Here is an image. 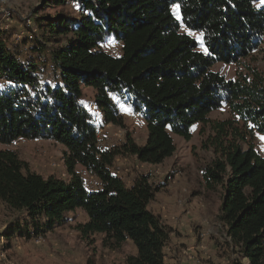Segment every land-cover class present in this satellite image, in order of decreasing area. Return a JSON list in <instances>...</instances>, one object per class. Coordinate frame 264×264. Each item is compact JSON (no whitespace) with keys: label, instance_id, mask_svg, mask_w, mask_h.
I'll list each match as a JSON object with an SVG mask.
<instances>
[{"label":"trees","instance_id":"obj_1","mask_svg":"<svg viewBox=\"0 0 264 264\" xmlns=\"http://www.w3.org/2000/svg\"><path fill=\"white\" fill-rule=\"evenodd\" d=\"M45 8L55 12L40 15ZM33 19L40 32L31 50L50 52L59 80L44 81L42 61L21 59L0 33V142L62 144L69 177L44 176L15 150H0V201L20 213L4 234L6 247L14 237L35 241L81 209L87 219L76 230L83 239L101 236L110 250L134 245L118 264H181L167 260L173 229L150 208L158 191L150 175L128 184L113 165L121 155L161 164L176 150L174 135L189 140L200 123L209 131L203 146L214 153L205 183L224 190L218 217L235 255L229 264H264V157L253 143L255 133L264 134V73L247 65L227 78L213 69L256 52L264 61V3L42 0ZM111 40L121 43L120 55L104 48ZM121 101L145 120L147 140L139 145L127 135L123 144L103 147L99 130L124 124ZM225 106L228 118L209 117ZM78 167L99 186L90 189Z\"/></svg>","mask_w":264,"mask_h":264},{"label":"rangeland","instance_id":"obj_2","mask_svg":"<svg viewBox=\"0 0 264 264\" xmlns=\"http://www.w3.org/2000/svg\"><path fill=\"white\" fill-rule=\"evenodd\" d=\"M42 0H0V33L5 38L7 46L18 53L21 59L41 60L43 63V80L56 84L59 80L58 70L53 65L50 52L41 55L34 53L32 37L39 34V29L33 19L36 9L41 8ZM10 10L11 15L5 11ZM52 8H45L40 15L54 13ZM24 32L25 41L18 40L17 36ZM198 36V35H196ZM104 48L114 55L121 54L120 42L111 40ZM252 65L264 73V61L258 52L252 54L239 64L217 63L213 69L223 73L227 78H235L238 73H245L246 66ZM121 113L124 117L123 126L106 124L99 130L100 144L103 147H115L123 144L127 135L142 145L146 142L148 129L145 120L137 114L128 104L120 102ZM130 110V111H129ZM230 116L225 106L210 113L212 120L226 119ZM203 130L206 132L204 133ZM192 137L187 140L174 135L176 150L172 156L166 158L161 164L152 165L139 161L135 156H118L113 165L114 173L122 176L131 184L138 175H150V181L158 188L150 205L160 209L165 206L167 214L178 219V215L185 219L191 233L178 230L176 224L166 223L173 229L171 239L165 248L167 260L179 263L193 261L195 264H229L235 255L226 242V228L219 219L224 190L221 185L209 188L203 177L204 168L212 161L214 153L205 148L203 142L209 131L198 123L192 128ZM264 134L255 133L253 143L264 157ZM1 149H13L28 162L31 169L44 176L49 173H65L69 177L62 162L65 147L55 141L46 139H17L11 144L0 142ZM53 161L60 163L53 166ZM77 170L84 177L87 186L97 188L99 180L96 176L87 173L82 167ZM170 209V210H169ZM19 212L8 209L0 201V264H118L123 263L127 255L135 253V247L127 242L121 249L110 250L102 246L101 236L93 240L83 239L76 230V225L86 221L87 216L81 209L68 213L69 222L57 227L45 235L37 237L35 241L25 237H14L10 246L4 236L9 224L16 221ZM187 218V219H186ZM175 221V220H174ZM189 235V236H187ZM193 237V238H192ZM192 238V242L184 241ZM188 242V243H186ZM188 244H194L189 247ZM199 248V249H198ZM194 251V252H193Z\"/></svg>","mask_w":264,"mask_h":264},{"label":"crops","instance_id":"obj_3","mask_svg":"<svg viewBox=\"0 0 264 264\" xmlns=\"http://www.w3.org/2000/svg\"><path fill=\"white\" fill-rule=\"evenodd\" d=\"M38 172V171H37ZM38 173H40V172H38ZM42 174V173H41ZM49 174H51V173H49ZM44 175V174H43ZM46 176V175H45ZM152 206H154V205H150V208L151 209H153L155 212H157V213H159L163 218H164V220H166V218H167V222L168 223H173L174 222V224H176V221H178V226H176V228L178 229V230H180V231H184V230H186L187 232H188V234L189 233H191V230H188V226L187 225H184L183 223H184V221H183V219H185V217H184V215H182V217H180L179 215H178V219H175V218H173V216H172V213L169 215V214H167V211H166V209H165V206L164 205H161L160 206V209L158 208V206L157 207H153L152 208ZM170 210V209H169ZM187 219V218H186ZM175 220V221H174ZM187 236H189V235H187ZM193 238V237H192ZM192 238H190V239H185L184 238V241H191L192 242ZM190 242V243H191ZM186 243H188V242H186ZM188 246L191 248V247H194V244H188ZM199 249V248H198ZM194 252V251H193ZM169 262H176V261H174L173 259L172 260H170ZM181 264H195V262H193V261H185V262H183V263H181Z\"/></svg>","mask_w":264,"mask_h":264},{"label":"built area","instance_id":"obj_4","mask_svg":"<svg viewBox=\"0 0 264 264\" xmlns=\"http://www.w3.org/2000/svg\"><path fill=\"white\" fill-rule=\"evenodd\" d=\"M5 13H6V15H8V16L11 15L10 10H6ZM25 37H26V34H25L24 32H21V34H19V35L17 36L18 40L20 39L21 41H25V40L28 39V38H25ZM29 37H30V38L32 37V39H33V35H29ZM62 162L64 163L63 158H62ZM52 165H53V166H59L60 163H58V162H56V161H55V162L53 161ZM64 172H65V171H64ZM64 172L62 173L63 177L65 176V173H64ZM39 238H40V237H39Z\"/></svg>","mask_w":264,"mask_h":264},{"label":"snow or ice","instance_id":"obj_5","mask_svg":"<svg viewBox=\"0 0 264 264\" xmlns=\"http://www.w3.org/2000/svg\"><path fill=\"white\" fill-rule=\"evenodd\" d=\"M261 3H264V0H261ZM180 6L179 5H175L174 6V13L176 15V18L177 20H179L181 17H180ZM192 34V33H190ZM202 42V41H201ZM130 111V110H129ZM261 140H264V136L261 137Z\"/></svg>","mask_w":264,"mask_h":264}]
</instances>
